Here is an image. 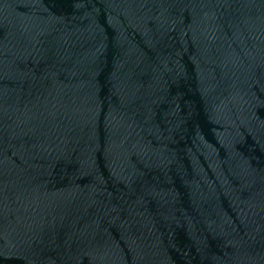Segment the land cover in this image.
Instances as JSON below:
<instances>
[{
	"label": "water",
	"instance_id": "95a60500",
	"mask_svg": "<svg viewBox=\"0 0 264 264\" xmlns=\"http://www.w3.org/2000/svg\"><path fill=\"white\" fill-rule=\"evenodd\" d=\"M0 264H264V0H0Z\"/></svg>",
	"mask_w": 264,
	"mask_h": 264
}]
</instances>
